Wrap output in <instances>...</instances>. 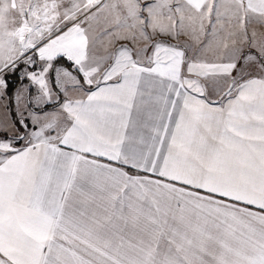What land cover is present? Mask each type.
<instances>
[{
	"label": "snow or ice",
	"instance_id": "6c2138e0",
	"mask_svg": "<svg viewBox=\"0 0 264 264\" xmlns=\"http://www.w3.org/2000/svg\"><path fill=\"white\" fill-rule=\"evenodd\" d=\"M0 264H264V0H0Z\"/></svg>",
	"mask_w": 264,
	"mask_h": 264
}]
</instances>
